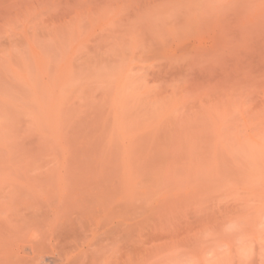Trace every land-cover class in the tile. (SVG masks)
<instances>
[{"label": "rangeland", "instance_id": "1", "mask_svg": "<svg viewBox=\"0 0 264 264\" xmlns=\"http://www.w3.org/2000/svg\"><path fill=\"white\" fill-rule=\"evenodd\" d=\"M0 264H264V0H0Z\"/></svg>", "mask_w": 264, "mask_h": 264}]
</instances>
